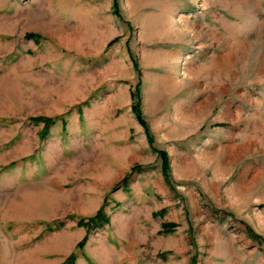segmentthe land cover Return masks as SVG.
Returning a JSON list of instances; mask_svg holds the SVG:
<instances>
[{
	"label": "rangeland",
	"instance_id": "rangeland-1",
	"mask_svg": "<svg viewBox=\"0 0 264 264\" xmlns=\"http://www.w3.org/2000/svg\"><path fill=\"white\" fill-rule=\"evenodd\" d=\"M0 264H264V0H0Z\"/></svg>",
	"mask_w": 264,
	"mask_h": 264
},
{
	"label": "trees",
	"instance_id": "trees-1",
	"mask_svg": "<svg viewBox=\"0 0 264 264\" xmlns=\"http://www.w3.org/2000/svg\"><path fill=\"white\" fill-rule=\"evenodd\" d=\"M26 38L29 39H37L36 36L34 35H30V34H25ZM132 111L135 113L136 118L138 119L139 123L144 126L143 122L141 121V119L139 118V112L137 110V106L134 105L132 107ZM32 122H34L35 124L40 122L41 119L40 118H32L31 120ZM45 122L44 126H43V133H46V129L48 128V124L51 125L53 123V121L50 120H43ZM61 126L64 127V123L61 122ZM145 134H146V129H144ZM158 156L161 160V172L163 177L165 178L166 176H164V172H166L167 170V162H166V157L163 153L159 152ZM135 169H140V168H133L132 170L135 171ZM107 224V219L105 218V216L103 215V213L99 210L92 218L88 219L86 221L85 227L87 228L88 225H90L91 228H95V229H101L104 225ZM175 225L174 224H163L162 225V233H168L171 232L174 229ZM248 234H251L250 232H247ZM251 237V236H250ZM251 238L256 239L255 236H252ZM85 239L83 238L78 244H77V248H81L82 245L84 244Z\"/></svg>",
	"mask_w": 264,
	"mask_h": 264
},
{
	"label": "crops",
	"instance_id": "crops-1",
	"mask_svg": "<svg viewBox=\"0 0 264 264\" xmlns=\"http://www.w3.org/2000/svg\"><path fill=\"white\" fill-rule=\"evenodd\" d=\"M222 16L220 17V20H218V39L217 41L219 42V48L222 51L223 55L231 53V50L233 48V43L234 44H238L239 38H235L233 39V35L231 33V24L232 22H236L235 19H231V16L229 14V12L225 10V7L223 8V12H222ZM229 14V15H228ZM167 31L171 34L175 33L177 37L181 36L180 31L177 30H173L172 24L167 21ZM172 46L176 47V50L178 52H181L184 50V45L183 43H180V41H178L176 44H170ZM235 45V46H236ZM148 174H144V172L140 173V177H147Z\"/></svg>",
	"mask_w": 264,
	"mask_h": 264
}]
</instances>
